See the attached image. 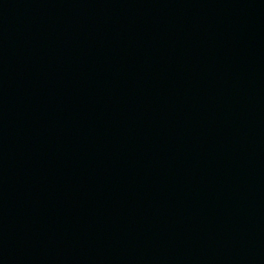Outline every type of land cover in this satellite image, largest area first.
Wrapping results in <instances>:
<instances>
[{
  "label": "water",
  "instance_id": "water-1",
  "mask_svg": "<svg viewBox=\"0 0 264 264\" xmlns=\"http://www.w3.org/2000/svg\"><path fill=\"white\" fill-rule=\"evenodd\" d=\"M0 264H264V0H0Z\"/></svg>",
  "mask_w": 264,
  "mask_h": 264
}]
</instances>
